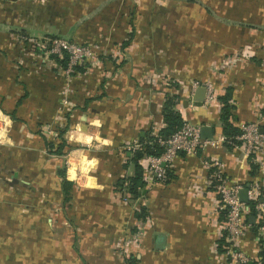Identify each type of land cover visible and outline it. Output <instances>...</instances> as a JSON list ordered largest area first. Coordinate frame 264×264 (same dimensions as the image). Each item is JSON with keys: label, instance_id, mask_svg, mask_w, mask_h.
<instances>
[{"label": "rangeland", "instance_id": "obj_1", "mask_svg": "<svg viewBox=\"0 0 264 264\" xmlns=\"http://www.w3.org/2000/svg\"><path fill=\"white\" fill-rule=\"evenodd\" d=\"M206 1L211 4L210 0H0V112L8 117H0V264H156L148 253L152 236L161 229L169 232L171 223L163 220L168 214L164 204L147 199L171 180L176 156L162 179L154 175L150 156H145L141 163L146 185L133 198L127 188L126 165H132L127 156L144 143L128 120L133 114L149 115L144 133L155 137L162 127L166 96L178 94L176 111L180 113L183 104L189 108L182 113L181 128L200 127L201 121L192 119V108H208L212 103L216 110L219 107L220 122L221 102L214 81L202 78V68L192 60L195 20L199 35L204 36V9L213 21L219 18L211 14ZM255 33L252 44L240 42L223 49L209 71L228 72L242 61H253L264 50L263 33ZM63 44L71 55L66 68L51 58ZM74 65L84 70H75ZM86 97L95 100L84 102ZM259 100L254 119L239 125L245 135L251 124L264 132V96ZM63 128L67 145L61 153L49 150L42 136L57 144ZM132 129L135 134L130 136ZM171 137L157 136V142ZM237 141L227 139L221 145L228 152L240 151L245 167L252 161L256 175L248 183L261 185L255 203H264L260 173L264 138L250 151L245 138ZM202 151L197 147L186 154L202 155ZM82 158L97 161L83 171ZM201 158L208 163L217 160L210 154ZM71 166L75 175L62 191L58 171L65 168L69 179ZM215 169L210 167L209 174ZM219 169L229 186L242 184L247 198L250 185L231 178L224 165ZM211 179L219 199L214 210L223 211L215 226L211 221L213 261L240 264L232 254L242 253L245 264H264V255L258 257L264 250V205L254 209V215L250 207H241L237 216L252 215L254 222L246 220L241 232L232 225V235L224 225L236 215L233 206L239 203L225 206L219 181ZM249 201L244 205L249 206ZM244 242L253 243L251 251Z\"/></svg>", "mask_w": 264, "mask_h": 264}, {"label": "crops", "instance_id": "obj_2", "mask_svg": "<svg viewBox=\"0 0 264 264\" xmlns=\"http://www.w3.org/2000/svg\"><path fill=\"white\" fill-rule=\"evenodd\" d=\"M210 1L211 4L207 1L206 3L210 4L211 14L219 18L213 21L209 18V11L204 9V36L199 35L195 20V25L192 26V60L198 61L202 68L199 73L202 78L214 81L213 86L217 89L218 99L225 93L227 88L232 89L230 102L235 107L234 124L239 126L245 120L254 119L257 109L256 103L260 101L259 99L263 100L264 50L255 55L253 61H242L231 67L228 72L211 73L208 67L214 59L217 60L221 57L227 46H236L240 42L252 44L253 39L257 36L255 33L257 31L263 33L264 40V0ZM196 5L194 9L192 7V13L194 10L192 16L194 15L195 19L197 16ZM203 64L205 67H202ZM215 64H219V62H215ZM91 98L86 97L84 102H88ZM256 98L259 99L256 101ZM92 100L95 99L92 98L90 101ZM213 104L203 109L201 107L192 108V119L194 121L200 120L201 126H212V137L209 139L213 142L209 143L208 147L203 148L202 155L183 152L177 154L170 170L171 180L164 186L157 187L147 199V203H158V205L163 203V208H166L168 212L163 220L166 223L168 221L171 223L169 232L161 229L152 236V249H149L148 253L156 264H217L213 261L210 247L215 240L213 225L215 226V221L221 220L222 217L220 211L217 213L214 210L215 203H218L219 199H217V193L212 187L209 169L204 166L201 157L206 154L214 156L224 165V169L233 179L236 178L242 181L250 179L249 168L245 167L240 159V151L232 150L228 152L221 145L219 139L223 134L221 123L218 120L219 116L216 113L219 111V107L216 110ZM182 106L181 116H183L184 111L189 109L184 104ZM155 109H160V103H156ZM0 117L8 118L2 112H0ZM149 120V115L139 116L133 114L131 121H128L131 124L133 123L134 128H137V135L143 137L145 135L144 130L149 125ZM160 125L163 126L164 123ZM73 132L76 131L72 130L71 133ZM77 134L81 136L80 133ZM133 134H135L134 129L130 130V136ZM82 136L90 137L89 134H83ZM107 140L106 138L105 141ZM115 158L120 163L119 157ZM96 161L95 158H82L80 161L82 170L90 169ZM126 167L127 174L131 176L134 171L133 164H127ZM74 169V166L68 169L69 179L67 177L66 179L70 182L72 181L71 177L75 175ZM168 218L170 220H167ZM211 221L213 225H211ZM158 234L165 236V243L162 248L155 246ZM244 244L246 243L244 242ZM246 247H250L248 250L251 251L253 243H247ZM76 251L80 255L78 247H76ZM249 254L254 256V253ZM182 257L187 262L182 263ZM258 257L261 258L260 255Z\"/></svg>", "mask_w": 264, "mask_h": 264}, {"label": "trees", "instance_id": "obj_3", "mask_svg": "<svg viewBox=\"0 0 264 264\" xmlns=\"http://www.w3.org/2000/svg\"><path fill=\"white\" fill-rule=\"evenodd\" d=\"M127 44V41L123 42V45ZM54 61H56L61 67L66 68L69 63V52L66 49L61 48V51L59 53H55L51 55ZM74 69L82 72L84 69L81 65H74ZM28 94V89L24 91V96H22L17 102L16 105L20 103L21 99L25 97V95ZM232 97V89L227 88L225 93L219 97V100L221 102V108H220V123H221V131L222 134L227 138L234 140L235 142L238 139L236 138L238 135L242 133L239 126L234 124L235 114H234V105L230 102V99ZM178 100V94H174L172 96L167 95L166 99L163 102V105L161 106V113L163 117V123L164 125L158 130V135L151 136L147 135L149 132H146L145 135L142 137H139V140L143 144V147L141 149H137L133 152H131L127 158L130 160V162L133 164V174L129 177H127L128 181V191L132 194L133 198L140 195L141 190L146 185V181L144 176V165L141 163V160L145 158V156H151V155H160L164 147L160 145L157 142V136H160L162 138H168L170 135H172L175 131L179 130L183 124L182 116L176 109L174 108V105L177 103ZM12 118L13 114H10ZM64 128L60 130L59 136L60 141L55 144L53 141H49L44 135L42 136L44 144L49 150H54L57 153H61L64 149V147L67 145L66 139L63 137ZM225 144L227 141L224 142ZM249 164V175L250 177H254L255 170H254V164L251 160L248 161ZM60 173V177L62 178V191L63 185L70 184V181L66 179V173L65 168L58 171ZM170 176V174H169ZM212 180V179H211ZM125 181L121 180L120 185H123ZM250 182V180H247L244 182V184H247ZM64 193V192H63ZM66 194V193H64ZM65 197V196H64ZM66 198V197H65ZM254 203L255 201L250 200L249 201V207L251 209V214L254 215ZM250 215V214H249ZM220 216H223V211H220ZM252 216V215H250ZM249 218V217H248ZM247 218V219H248ZM255 227L252 225V230H254ZM76 248V247H75ZM261 258L264 255V250L261 253H259Z\"/></svg>", "mask_w": 264, "mask_h": 264}, {"label": "built area", "instance_id": "obj_4", "mask_svg": "<svg viewBox=\"0 0 264 264\" xmlns=\"http://www.w3.org/2000/svg\"><path fill=\"white\" fill-rule=\"evenodd\" d=\"M61 48L66 49L68 52L69 50L67 47L60 46L59 47V52L61 51ZM70 53V52H69ZM71 55L69 54V60H70ZM210 86V85H209ZM248 131L247 135L245 133H241L238 135L236 138H245L247 142V149L248 151L257 149L262 143H263V138H264V132H259V127L254 126V124H251L248 126ZM181 131V135L177 132ZM174 132L171 136L170 139L167 140H159V144L164 147L163 152L160 155H152L149 158V163L153 170L154 175L157 177L166 178L167 173L169 168L171 167V163L173 158L179 153H191L196 150V148H201L203 149L206 147L209 143H212L209 138H203L200 135V127L198 128H192V127H187L186 130L185 128L182 127ZM221 143L224 141H227V138L223 135L220 139ZM204 165L209 169L210 167H216L213 172L209 174L210 178L217 179L219 181L218 186V191L221 195L222 203L225 206L232 205V203H239L237 207L233 206V211L235 212L236 215H231V217L228 218V221L225 223L224 228L229 230V232L234 235L231 231L232 225H237V232H241L243 229V224L247 220V217L244 216H237L239 213V209L243 207V209L248 210L249 206L244 205L245 202L241 201L239 198V192L240 189L243 187L242 184H236L233 186H229L226 182L225 179L221 177V171L219 169V166L221 162L217 159L215 162L208 163L207 161L203 162ZM261 168H260V173L264 177V162L261 161ZM148 176V175H147ZM146 180V179H145ZM250 186L247 187V198L248 200H253L257 201L256 197L260 194L259 193V187L261 186L260 184H255L251 183L248 184ZM264 203H261V201L254 203V209L259 210L263 209ZM222 208V206H220ZM250 217V216H249ZM250 223V221H249ZM232 259L233 261H236L237 263L240 264H245L247 261V257L243 255L242 253H234L232 254Z\"/></svg>", "mask_w": 264, "mask_h": 264}, {"label": "water", "instance_id": "obj_5", "mask_svg": "<svg viewBox=\"0 0 264 264\" xmlns=\"http://www.w3.org/2000/svg\"><path fill=\"white\" fill-rule=\"evenodd\" d=\"M261 132H262V130H261ZM200 135L203 138L212 137V126L211 125H202L200 127ZM239 196H240V200L241 201H246L247 200V198H246V189H241L240 193H239ZM249 221L251 223H253L254 222V217L250 216L249 217ZM164 243H165V236L163 234H158L155 246L157 248H162Z\"/></svg>", "mask_w": 264, "mask_h": 264}]
</instances>
